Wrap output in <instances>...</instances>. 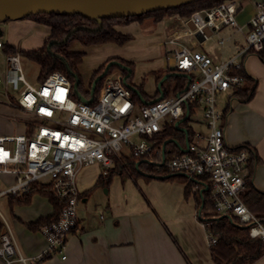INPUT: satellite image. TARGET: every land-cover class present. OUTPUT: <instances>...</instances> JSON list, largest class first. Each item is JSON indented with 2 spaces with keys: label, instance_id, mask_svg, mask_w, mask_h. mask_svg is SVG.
<instances>
[{
  "label": "built area",
  "instance_id": "1",
  "mask_svg": "<svg viewBox=\"0 0 264 264\" xmlns=\"http://www.w3.org/2000/svg\"><path fill=\"white\" fill-rule=\"evenodd\" d=\"M255 4L256 12L247 31L237 18L238 0L196 11L183 22V29L172 31L167 57L175 72L187 77L188 82L184 88L143 105L132 98V88L120 69L106 76L96 103L75 99L72 82L60 71L31 84L24 74L20 52H7L0 39V91L8 96V104L28 115V127L32 128L31 133L0 135V175H15L12 184L0 189V197L26 194L33 183L41 182L49 184L65 202L59 218L40 227L45 247L30 258L22 254L12 229L5 223L0 234L4 264H28V259L37 264L64 252L67 235L78 224L79 172L100 164L107 174L125 157L159 163L169 173L184 174L205 189L211 187L217 213L249 227L252 237L264 241V217L252 211L242 198L247 189L250 151L246 145L232 147L227 143L221 123L226 113L219 107L220 94L231 97L245 81L236 73L243 67L241 58L250 50L264 48V0H256ZM189 21L193 28L186 26ZM225 26L242 33L246 41L244 46L237 45V54L227 60L215 61L207 52L184 41L185 37H196L197 32L207 40ZM208 30H213L211 36ZM225 43V38L219 40L220 45ZM114 72L119 77H112ZM0 102L5 103L1 98ZM185 118L194 125H204V129L196 128L182 147V154L168 157L165 149L155 146L159 133L165 124H178ZM209 241L216 242L210 233Z\"/></svg>",
  "mask_w": 264,
  "mask_h": 264
},
{
  "label": "crops",
  "instance_id": "2",
  "mask_svg": "<svg viewBox=\"0 0 264 264\" xmlns=\"http://www.w3.org/2000/svg\"><path fill=\"white\" fill-rule=\"evenodd\" d=\"M255 3L256 0L240 3L237 18L245 31L256 12ZM184 21L186 20L175 14L158 22L153 18H146L133 23L139 26L138 29L143 30L144 34L156 33L163 36L164 41L160 44L166 47L172 31L185 27ZM45 26L29 18L13 19L10 24L11 33H17V30L28 32L31 29L42 31ZM186 26H189L188 22ZM217 32L223 34V38L232 44L226 46L227 50L220 58L212 57L215 61L234 57L239 49L237 45H246L241 44L238 39L239 35H244L233 27L225 26ZM48 35L49 30L44 41ZM9 43L17 47L15 41ZM196 46L203 49V45ZM241 59L247 74L256 80L257 87L254 95L248 100L229 97L227 93H223V105L219 104V107L226 115L221 123L225 127L226 141L230 146L248 145L258 156L259 161L252 170V182L257 189L264 191V61L256 52H248ZM171 65L169 61L167 69ZM153 73L157 79V72ZM146 93L150 101L159 97L158 89L153 95L147 91ZM195 127L204 129V125L199 123H196ZM23 128L25 130V127ZM8 134L0 129V135ZM92 166L99 167V174L93 176L94 183L103 172L100 164L84 167L78 175L81 193L87 191L82 182L88 175L87 169ZM1 176L4 188L15 180L14 174ZM114 177L122 176L117 174ZM141 181V184L137 183L136 189L127 187L126 190L125 185L120 190L109 187L108 203L103 208H97L95 211L86 209L79 213L78 207V224L67 235L64 252H57L37 264H217L212 258L207 226L200 218L201 208L197 206L195 194L198 186L193 187L190 194L186 195L188 178L187 181L166 178ZM110 184L108 186H111ZM88 193L89 191L81 198L84 202L87 201ZM7 205L9 219L0 212L4 223L0 234L5 230L7 223L22 254L28 258L40 254L45 247V239L39 228L33 230L28 224L52 214L53 207L49 199L35 193L26 204L12 203L8 197ZM63 255H66V258H62ZM0 264H4L1 258ZM28 264H33L31 259H28ZM251 264H264V255Z\"/></svg>",
  "mask_w": 264,
  "mask_h": 264
},
{
  "label": "trees",
  "instance_id": "3",
  "mask_svg": "<svg viewBox=\"0 0 264 264\" xmlns=\"http://www.w3.org/2000/svg\"><path fill=\"white\" fill-rule=\"evenodd\" d=\"M227 0H197L188 4L175 6L172 8L162 9L154 12H149L136 16L104 18L102 25L97 20L86 18L85 16L75 14H57V13H39L24 16L36 23L44 24L49 27V35L45 39L43 45L38 48L29 50H20L5 42V50L9 53L20 52L21 56L25 55L29 59L36 62L40 67L39 83L42 82L50 73L60 71L65 74L73 85V96L77 100H92L91 103H96L102 90V86L106 77L98 81L93 95L91 89L94 80L106 69L110 61H116L124 64L127 68H122L118 64H112L107 75L116 69L128 75L127 82L134 72V62L121 57H111L103 62L92 73L88 84H85L80 74V67L84 62L86 51L73 50L72 45L79 42L85 46L103 45L114 43L117 45H125L133 40L134 36L131 33H126L119 28L128 25L132 22H140L146 18H153L156 22L163 20L167 16L178 14L181 18L187 20L196 11L210 9ZM249 52H254L250 50ZM248 53V52H247ZM264 61V48L256 52ZM130 69V71H129ZM170 75L162 82L161 89H158L157 97L162 93L168 96L171 92L178 91L184 88L188 82L187 77L181 73H176L168 69ZM236 73L244 76L243 85L233 91L231 97H236L241 100L250 99L256 90V80L249 76L244 67L236 71ZM106 75V76H107ZM163 76H157V83L161 81ZM77 82V85H76ZM132 98L138 105H143L149 102L150 99L143 85L133 86ZM92 97V99H91ZM190 111L193 112V104H190ZM196 127L192 124L190 118H185L178 124L173 122L165 124L163 130L159 133V139L155 146L165 149L168 157L176 154H182V147L185 146L186 140H190L194 134ZM32 132V128L26 130ZM250 151V160L248 162L247 189L242 194L244 202L249 208L258 215L264 217V191L257 189L252 182V170L255 164L259 161L254 150L246 145ZM160 157H157L159 160ZM122 177H139L144 176L146 180L150 178H166L171 180L187 181V177L182 174L169 173L159 163L125 157L124 162H116V165L111 168L107 174L103 172L96 180L97 185H109L112 182L114 175ZM198 186L196 190L197 206L201 208L200 218L206 223L208 232L216 239L214 244H211V254L213 260L217 264H251L264 255V241L261 238H255L250 235V228L240 224L237 220H231L227 216H221L217 213L214 200L212 199L211 187L205 189L203 185L195 181H188L185 193L190 194L193 187ZM89 190L81 193V198ZM35 193H40L46 196L52 207L53 212L47 217H41L35 222H31L28 226L33 229L40 227L48 222L59 218V215L64 207L65 202L59 199L53 192L49 184L35 182L31 190L23 195L9 196L12 203H29L31 197ZM4 226L3 220L0 219V232Z\"/></svg>",
  "mask_w": 264,
  "mask_h": 264
},
{
  "label": "rangeland",
  "instance_id": "4",
  "mask_svg": "<svg viewBox=\"0 0 264 264\" xmlns=\"http://www.w3.org/2000/svg\"><path fill=\"white\" fill-rule=\"evenodd\" d=\"M238 1L245 4L247 0ZM11 21L12 19L0 21V39L7 43L12 40L15 41L17 48L20 50H29L43 45L44 38L49 30L47 26L43 27L42 31L40 29H31L28 32H19L17 30V33H11ZM138 28L139 26H136L133 22L120 27L122 31L131 33L134 36V40H131L125 45L109 43L85 46L79 42L73 43V50L86 51L84 62L80 67V74L85 84L89 83L93 71L105 60L111 57H121L134 62V72L129 78L128 84L135 87L143 85L145 91L151 95L155 94L156 89H159L161 81L157 83L156 75L153 72H157V76H163L162 79L168 74L167 66L169 64V59L166 54L171 46L167 44L165 47L163 44H160L164 41L163 36H158L156 33V35L154 33L147 35L143 33V30ZM223 36V34L216 31L210 38L202 42L196 37H189L184 39V41L190 45H203L202 50H205V52L209 53L213 58L218 59L227 50L226 46L228 47L232 44L226 41V45H220L219 40L223 38ZM238 39L241 44L246 43L243 36L239 35ZM0 61L1 63L3 62V57L1 56ZM21 62L27 81L34 85L38 84L40 72L39 65L25 55H22ZM10 95L13 97L14 93L10 91ZM221 95L222 94H220L219 98L220 106L223 105ZM0 98L5 101V103L0 102V129L9 134L25 132L29 128L28 115L16 106L8 104L9 98L3 91H0ZM23 127H25V130ZM98 168V166H92L86 171L88 175L83 179L82 185L85 190H89V193L86 196V202L81 199L78 205L79 213H81L82 210L86 211V209L95 211L97 208L105 207L109 199V193L107 192L109 187H112V189L119 188L120 190L125 185L126 190L127 187H134L136 189L137 183L140 182L141 184V180H146V178L141 175L135 178L129 176L127 177L128 179L124 177H114V180L110 184L111 186H104L101 184L95 186L93 176L99 174ZM1 178L2 176L0 175V189L5 187L4 181H2ZM148 180L152 181L155 180V178H150ZM8 197L9 196H3L0 198V212L6 219H9L10 214L7 205ZM0 219L3 220L1 214Z\"/></svg>",
  "mask_w": 264,
  "mask_h": 264
},
{
  "label": "water",
  "instance_id": "5",
  "mask_svg": "<svg viewBox=\"0 0 264 264\" xmlns=\"http://www.w3.org/2000/svg\"><path fill=\"white\" fill-rule=\"evenodd\" d=\"M194 1L197 0H0V21L18 19L39 13H57L68 15L79 14L86 18L97 20L100 25H102V20L104 18L136 16L188 4ZM188 25L193 28L190 21ZM212 32L213 30H208L207 35L211 36ZM196 37L200 42L205 40V36L201 32H197ZM112 64H118L122 68H127L124 64L110 61L105 71L94 80L91 89L92 95L98 81L106 77ZM169 69L175 72L174 65H171ZM169 75L170 73L166 74L161 80L159 89H161L162 82ZM112 77H119V73L114 72ZM127 77L128 75H125L124 80L128 84ZM128 85L134 88L130 84ZM163 96L164 94L162 93L158 98H162Z\"/></svg>",
  "mask_w": 264,
  "mask_h": 264
}]
</instances>
